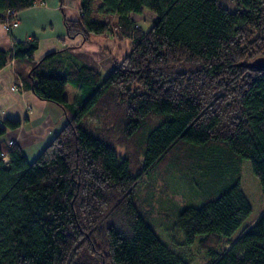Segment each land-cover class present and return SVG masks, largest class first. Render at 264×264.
<instances>
[{"label": "trees", "instance_id": "obj_1", "mask_svg": "<svg viewBox=\"0 0 264 264\" xmlns=\"http://www.w3.org/2000/svg\"><path fill=\"white\" fill-rule=\"evenodd\" d=\"M43 1L0 0V21L7 9ZM143 8L155 14L148 30L130 16ZM80 11L64 17L68 37L132 39L106 76L73 56L66 63L60 54L71 46L38 59L36 37L0 47V67L24 63L23 85L67 117L32 161L5 138L22 121L0 122V264H189L158 237L136 196L155 195L146 177L177 151L185 158L188 141L249 158L264 194V69L247 66L264 57V0H80ZM67 85L79 87L81 105L68 101ZM92 111L102 112L101 126L88 121ZM191 156L202 176L217 174L201 150ZM210 197L178 218L188 240L203 235L206 264H264V210L241 227L251 205L238 180ZM221 235L231 247L220 246Z\"/></svg>", "mask_w": 264, "mask_h": 264}, {"label": "rangeland", "instance_id": "obj_2", "mask_svg": "<svg viewBox=\"0 0 264 264\" xmlns=\"http://www.w3.org/2000/svg\"><path fill=\"white\" fill-rule=\"evenodd\" d=\"M223 3L229 7L227 2L223 1ZM133 17L137 25L141 26L143 30H148L152 26L155 14L144 8L141 13L133 15ZM79 36L82 37V35ZM114 36L110 32L104 36L96 37L97 39L92 38V35L87 40L82 37L81 42L71 47L84 45L89 49H100V53L105 52L103 57L108 61L103 63L102 69H99L108 71L112 61L114 63L115 59L120 60L130 52L133 43L130 37L121 40ZM94 54L93 51H89L85 59L89 58L88 62L97 64L98 62L91 60ZM102 73V76L107 75L105 71ZM71 87L73 86L71 85ZM102 118V112L92 111L88 114V121L96 126H101ZM182 146L185 158L177 151L178 155L173 161L166 162L159 171L155 170L148 175L144 186L150 185L156 189L155 195L153 196L154 192L150 193L148 189L142 188L138 195L139 201L136 196V204L142 212H145L143 213L144 218L163 242L181 254L189 264H206L210 260V254L200 246V238L203 235L197 234L193 239H187L178 224L181 211L188 206H201L206 199L211 198L210 196L218 194L222 189L238 180L251 205V212L241 225L243 227L253 223L264 210L263 189L258 176L252 169L249 158L238 157L229 148L219 144L203 146L188 141ZM200 150L201 156L208 163H214L217 174L211 172L208 176L201 175L199 166L196 164L198 159L191 156ZM117 151L121 156L125 152L123 148H118ZM239 229L233 238L236 237ZM221 236L220 246L231 247L229 239L224 235ZM220 246L217 249H220Z\"/></svg>", "mask_w": 264, "mask_h": 264}, {"label": "crops", "instance_id": "obj_3", "mask_svg": "<svg viewBox=\"0 0 264 264\" xmlns=\"http://www.w3.org/2000/svg\"><path fill=\"white\" fill-rule=\"evenodd\" d=\"M80 13V0H44L42 3L21 10L19 26L11 32L7 31L0 21V47L10 49L17 40L36 37L39 40V47L35 56L38 59L50 52L78 44L82 41V37L67 36L64 17L79 18ZM136 14L139 13L130 14L133 21H135L133 15ZM108 33L110 31L91 35L92 38H96ZM89 51L95 53L91 60L98 62L97 64L88 62L89 58L85 59ZM99 51L100 49H89L82 45L68 48L60 56L65 59L66 63L71 56L76 57L98 70L102 75V71L108 74L113 67V61L108 71L100 70L108 59L103 57L105 52L100 53ZM24 68H26L24 63L16 65L12 59L0 67V122L7 118L22 121L19 127L9 129L5 138L19 143L27 159L32 161L65 125L67 117L61 106L40 99L30 88L23 86L17 91L12 90L11 86L22 80L18 70ZM66 97L76 107L83 102L82 92L77 86L67 85Z\"/></svg>", "mask_w": 264, "mask_h": 264}, {"label": "built area", "instance_id": "obj_4", "mask_svg": "<svg viewBox=\"0 0 264 264\" xmlns=\"http://www.w3.org/2000/svg\"><path fill=\"white\" fill-rule=\"evenodd\" d=\"M19 13L20 11L14 9H7L3 13L2 24L7 31L11 32L14 28L19 26L20 23ZM23 86H24L23 81L20 80L18 83L12 86V90L17 91L19 88H23ZM13 142H14L13 140L9 141L10 144ZM1 156L5 164H8L10 162V157L7 153L1 152Z\"/></svg>", "mask_w": 264, "mask_h": 264}, {"label": "water", "instance_id": "obj_5", "mask_svg": "<svg viewBox=\"0 0 264 264\" xmlns=\"http://www.w3.org/2000/svg\"><path fill=\"white\" fill-rule=\"evenodd\" d=\"M247 66L264 69V57H259L255 60H252L251 62L247 63Z\"/></svg>", "mask_w": 264, "mask_h": 264}]
</instances>
